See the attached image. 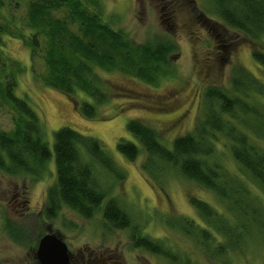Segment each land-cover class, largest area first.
<instances>
[{
  "label": "trees",
  "instance_id": "1",
  "mask_svg": "<svg viewBox=\"0 0 264 264\" xmlns=\"http://www.w3.org/2000/svg\"><path fill=\"white\" fill-rule=\"evenodd\" d=\"M26 1L25 14L15 16L11 5L9 17L1 13L0 105H10L15 115L14 128L0 129V170L40 179L53 151L44 140L39 114L15 94L18 77L27 67L8 55L6 36L23 41L30 51L34 76L69 96L86 118L96 117L97 107L79 101V92L92 96L97 104L109 99L98 69L116 70L156 83L169 73L170 56L177 46L169 41L138 42L114 28L104 19L100 0ZM160 1L167 13L174 14L179 5L190 8L198 20L219 30L217 34L225 41L230 28L244 32L255 43L264 36V0H213L222 25L207 18L195 0ZM231 45L223 44L225 50ZM252 54L264 70V49L253 47ZM38 59L43 61L42 72L37 71ZM204 104L195 129L177 136L171 148L161 141L154 127L139 119L128 122L138 142L121 139L117 146L131 161L144 151L147 156L142 168L146 172L154 174L175 167L225 203L226 210L220 211L193 194L190 202L203 222L185 216L176 222L203 248L209 264H232L230 254L245 248L253 234L264 241V202L256 192L259 189L264 193V80L244 66H234L231 85L207 88ZM219 143L228 149L236 170L221 162ZM54 152L56 175L47 189L46 218L57 217L64 207L84 218L101 212L107 227L133 228L134 247L177 258L170 246L142 232L117 197L101 184L99 176L104 171L118 179H124L125 172L99 139L64 126L55 134ZM74 260L73 255L76 264Z\"/></svg>",
  "mask_w": 264,
  "mask_h": 264
},
{
  "label": "rangeland",
  "instance_id": "2",
  "mask_svg": "<svg viewBox=\"0 0 264 264\" xmlns=\"http://www.w3.org/2000/svg\"><path fill=\"white\" fill-rule=\"evenodd\" d=\"M195 1L207 18L224 24L213 0ZM0 4V20L2 14L9 17L10 5L15 16L26 13V0H0ZM100 4L105 21L136 41L174 43L177 49L170 56V71L156 83H150L116 70L98 69L109 99L97 104L92 96L79 92V101H88L97 107L96 117L86 118L69 96L34 76L30 51L23 41L5 37L8 55L27 67L18 77L15 94L39 114L44 140L53 155L40 179L0 170V259L3 264H35L38 242L53 228L68 243L76 264H209L203 248L179 227L176 219L185 216L203 222L190 202L193 194L220 211L226 210L225 203L212 191L184 177L175 167L163 168L154 174L146 172L142 168L147 156L144 151L131 161L117 145L121 139L138 142L129 131L128 122L139 119L154 127L161 141L171 148L177 136L195 129L204 112L207 88L231 85L234 66H244L264 80L263 67L252 54L253 47L264 49V36L255 43L244 32L230 28L225 41L217 34L219 30L198 20L197 13L190 8L179 5L174 14L167 13L160 0H100ZM227 43L232 45L225 50L223 44ZM36 67L38 72L44 70L41 59ZM14 115L10 105H0V129L14 128ZM64 126L101 141L125 172V178L118 179L104 171L99 176L101 184L110 195L117 197L142 232L171 247L177 254L175 260L134 247L133 228L107 227L101 212L84 218L64 207L57 217H45L47 189L56 175L55 134ZM218 152L223 164L230 170L237 169L223 143H219ZM256 192L264 202V193L259 189ZM244 247L230 254L232 264H264V241L259 234H253Z\"/></svg>",
  "mask_w": 264,
  "mask_h": 264
},
{
  "label": "water",
  "instance_id": "3",
  "mask_svg": "<svg viewBox=\"0 0 264 264\" xmlns=\"http://www.w3.org/2000/svg\"><path fill=\"white\" fill-rule=\"evenodd\" d=\"M35 255L38 264H74L73 252L68 243L53 228L40 238Z\"/></svg>",
  "mask_w": 264,
  "mask_h": 264
},
{
  "label": "flooded vegetation",
  "instance_id": "4",
  "mask_svg": "<svg viewBox=\"0 0 264 264\" xmlns=\"http://www.w3.org/2000/svg\"><path fill=\"white\" fill-rule=\"evenodd\" d=\"M165 15H167V13H165Z\"/></svg>",
  "mask_w": 264,
  "mask_h": 264
}]
</instances>
